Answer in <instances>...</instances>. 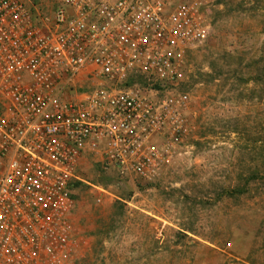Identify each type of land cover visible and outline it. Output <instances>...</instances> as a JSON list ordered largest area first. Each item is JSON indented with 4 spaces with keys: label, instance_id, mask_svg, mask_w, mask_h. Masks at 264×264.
<instances>
[{
    "label": "built area",
    "instance_id": "built-area-1",
    "mask_svg": "<svg viewBox=\"0 0 264 264\" xmlns=\"http://www.w3.org/2000/svg\"><path fill=\"white\" fill-rule=\"evenodd\" d=\"M217 0H0V264H74L86 156L152 180L190 154V54Z\"/></svg>",
    "mask_w": 264,
    "mask_h": 264
},
{
    "label": "rangeland",
    "instance_id": "rangeland-1",
    "mask_svg": "<svg viewBox=\"0 0 264 264\" xmlns=\"http://www.w3.org/2000/svg\"><path fill=\"white\" fill-rule=\"evenodd\" d=\"M190 54V154L152 180L80 160L74 264H264V0H217Z\"/></svg>",
    "mask_w": 264,
    "mask_h": 264
}]
</instances>
